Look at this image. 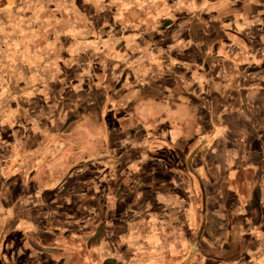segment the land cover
Segmentation results:
<instances>
[{
  "label": "crops",
  "instance_id": "crops-1",
  "mask_svg": "<svg viewBox=\"0 0 264 264\" xmlns=\"http://www.w3.org/2000/svg\"><path fill=\"white\" fill-rule=\"evenodd\" d=\"M153 11L0 115V264H264V0Z\"/></svg>",
  "mask_w": 264,
  "mask_h": 264
},
{
  "label": "rangeland",
  "instance_id": "rangeland-1",
  "mask_svg": "<svg viewBox=\"0 0 264 264\" xmlns=\"http://www.w3.org/2000/svg\"><path fill=\"white\" fill-rule=\"evenodd\" d=\"M171 2L0 0V115L22 92L29 93L24 98L32 104L28 91L41 83L39 73L46 91L66 97L64 81L73 69L79 72L87 63H96L99 54L105 57L104 37L111 34L115 19L154 20L153 10Z\"/></svg>",
  "mask_w": 264,
  "mask_h": 264
}]
</instances>
